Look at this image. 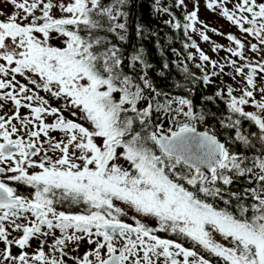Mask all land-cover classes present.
<instances>
[{"label": "snow or ice", "instance_id": "snow-or-ice-1", "mask_svg": "<svg viewBox=\"0 0 264 264\" xmlns=\"http://www.w3.org/2000/svg\"><path fill=\"white\" fill-rule=\"evenodd\" d=\"M200 3L0 0V264H264V0Z\"/></svg>", "mask_w": 264, "mask_h": 264}, {"label": "trees", "instance_id": "trees-1", "mask_svg": "<svg viewBox=\"0 0 264 264\" xmlns=\"http://www.w3.org/2000/svg\"><path fill=\"white\" fill-rule=\"evenodd\" d=\"M189 10H191L190 6H189ZM143 22L145 23L147 30L149 32L153 30H156V31L161 30L162 26H158V23L155 20V18L149 19L147 13H145L143 17ZM161 36L163 38L161 40V43L163 44V51L165 53L163 57V61L159 54L160 49L154 47V41L152 38L141 42V41H138L135 37H132L129 45L126 46L127 48L126 55L132 53L135 45L139 43H143V46L147 50L149 62L153 65V69L150 71V75L154 78L155 82L160 86L162 91L174 93L178 90L170 89L166 86V84L167 82H170L171 79L182 80L180 69L176 67V63H178L179 61H184V63L189 66L190 70L195 72L197 76H202L203 73H200L199 70L195 69L194 62L185 60V56H187L188 53L187 51L183 49V43H186V42L190 43L191 41H187V40L179 38V33H176L175 35H173L172 33H168L167 35H165V32H161ZM192 38L193 40H195L196 34H193ZM169 39L171 40V43H169ZM173 49H175V51H173ZM190 51L195 53V49H190ZM195 55L198 58V53H195ZM162 62L170 63V68L165 70L166 75H168L169 73L171 74L169 81H164L162 80V78H160L157 75V73L161 70ZM196 88L198 90L197 91L198 95L210 94L215 89V87L211 85H202V84H197ZM128 222L131 223L132 221L128 220ZM83 250L84 249H82V251Z\"/></svg>", "mask_w": 264, "mask_h": 264}, {"label": "rangeland", "instance_id": "rangeland-1", "mask_svg": "<svg viewBox=\"0 0 264 264\" xmlns=\"http://www.w3.org/2000/svg\"><path fill=\"white\" fill-rule=\"evenodd\" d=\"M189 6L191 7V5H189ZM200 9H201L200 13H199L200 20L209 24L210 27L218 28L220 31H222L224 33H233L237 36L240 35L235 27L229 26L222 18H220L219 16L215 15L212 12L205 10L204 0H201ZM207 34L211 37L212 41L219 43L221 45H225V46L229 45V41H227L224 37L214 35L211 31H209ZM195 41L198 43V45L201 47V49L207 55H209V57L212 60H221L222 57H226L228 55V53H226L223 50L218 51V53L212 52L211 51V44L203 42L202 40L199 39V37L197 35H196ZM221 62H223V61L221 60ZM227 70L228 69H226V71ZM223 79L226 80L228 83H232L231 80H228V77H224ZM211 86L216 87V85H211ZM33 247H35V244H33ZM82 249H84V248L80 249L81 252H82Z\"/></svg>", "mask_w": 264, "mask_h": 264}]
</instances>
